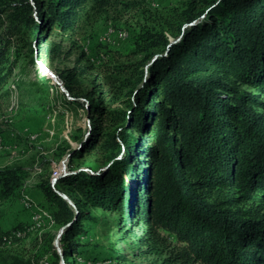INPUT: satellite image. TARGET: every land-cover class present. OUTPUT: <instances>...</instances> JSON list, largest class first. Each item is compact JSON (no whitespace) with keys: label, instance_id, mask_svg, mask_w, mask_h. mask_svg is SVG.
<instances>
[{"label":"trees","instance_id":"trees-1","mask_svg":"<svg viewBox=\"0 0 264 264\" xmlns=\"http://www.w3.org/2000/svg\"><path fill=\"white\" fill-rule=\"evenodd\" d=\"M137 3L9 0L0 9V88L19 59L18 52L10 60L11 50L25 38L38 59L56 60L70 56L65 38L78 37L94 15H120L126 5L152 23L135 37L133 53L144 55L136 67L99 57L64 71L71 97L90 105L91 130L72 160L99 150L111 163L98 175L80 171L58 180L56 190L78 213L51 182L41 186L57 206L55 223L70 224L61 238L65 264H75L69 254L89 209L114 210L129 222L134 214L151 233L174 236L184 264H264V214L246 206L264 192V100L244 89L264 96V0H186L184 10L162 14ZM106 99L126 107L111 110ZM106 123L113 130L105 131ZM26 178L19 168L1 170L0 201L25 198ZM16 229L0 222V248L21 239Z\"/></svg>","mask_w":264,"mask_h":264},{"label":"rangeland","instance_id":"rangeland-1","mask_svg":"<svg viewBox=\"0 0 264 264\" xmlns=\"http://www.w3.org/2000/svg\"><path fill=\"white\" fill-rule=\"evenodd\" d=\"M8 2L9 0H0V9ZM138 2L137 6L145 5L146 9L162 14L184 10L186 0ZM144 25L152 23L140 15L137 7L123 5L120 15L115 12L94 15L92 20L85 23L78 37L71 41L65 38L64 47L66 52H70L69 57L38 59L31 52V40L27 38L17 45L18 51L15 46L12 48V62L18 52L20 54L8 84L0 88V171L8 168L21 169L27 177L23 196H28L35 205L26 207L24 197L22 200L0 201V222L4 227L24 228L23 226L32 223L39 209L48 212L54 219L57 206L47 200L41 189L54 176L60 179L65 174L68 176L80 171L98 175L110 166L111 163L106 164V158L99 150L72 160L71 151L81 148L91 130L90 105L86 99L77 101L71 95L68 97L63 92L60 81L64 82L65 69L73 67L79 60L83 65H91L93 59L103 57L114 66L129 63L136 67L144 55H134L135 37ZM110 29L113 30L111 38L101 42L102 36ZM54 39L61 40L59 37ZM42 65L56 76V80ZM84 84L87 90H91L92 77L84 79ZM244 89L260 94L264 100L259 89L253 86H245ZM90 97L91 100L98 101L97 96ZM110 103V99H106L105 105L111 110L126 107V104L119 102L109 106ZM113 128L114 126L106 123L105 131ZM133 134L141 137L138 129ZM64 160L65 170L59 173ZM134 165L133 172L136 170V163ZM129 178H125L126 182L135 186ZM31 190L37 192L40 199L33 200ZM71 202L74 203L72 200ZM246 206L260 208L264 214V192H257ZM89 214L90 218L82 222L83 233L76 237L77 250L69 254L75 264H184L179 259L183 244L165 232L151 233L144 220L137 216L134 218V214L131 222L114 210L89 209ZM61 228V225L49 218L36 231L26 234V237L5 243V247L0 248V264H13L14 259L23 264H51L50 258L56 264V253L64 255L62 236L56 243ZM122 256L126 258H121Z\"/></svg>","mask_w":264,"mask_h":264},{"label":"bare ground","instance_id":"bare-ground-1","mask_svg":"<svg viewBox=\"0 0 264 264\" xmlns=\"http://www.w3.org/2000/svg\"><path fill=\"white\" fill-rule=\"evenodd\" d=\"M112 34H113V30L110 29L109 31H107V33L104 36H102L100 41L101 42L108 41L111 38ZM49 75H52V74L49 72ZM55 80H56V78H55ZM60 85H62L63 92H65V94L69 97L70 94H69V92L65 91V89H64L65 86H64V83L62 81H60ZM66 160H64L61 163L60 170H59L60 172L59 173L64 172L65 167H66ZM24 203H25L26 207H34V205H35V204H32L34 202L32 200H30L27 196H25V198H24ZM49 218L52 219V221L54 220L53 216H50V214L48 212L44 211L43 209H39L37 211L36 215L34 216V219H33L32 223L29 224L28 226H26L23 230L15 231L14 232L15 236L18 237V238L26 237V234H29V233H32V232L36 231L38 228H40V226L43 225V222L46 219H49Z\"/></svg>","mask_w":264,"mask_h":264},{"label":"water","instance_id":"water-1","mask_svg":"<svg viewBox=\"0 0 264 264\" xmlns=\"http://www.w3.org/2000/svg\"><path fill=\"white\" fill-rule=\"evenodd\" d=\"M192 25V24H191ZM157 59V56L153 59V61H155ZM152 61V62H153ZM42 68L44 69V70H46L47 71V73H51V74H53L51 71H49L44 65H42ZM53 77L54 78H56V76L53 74ZM64 89H65V91H67V89L64 87ZM68 92V91H67ZM120 158V157H119ZM66 175V174H65ZM64 175V176H65ZM58 177H55L54 176V178L52 179V187H53V189H55L56 190V188H55V185H56V183H57V181H58ZM56 192L62 197V198H64L68 203H70V204H72V206H73V208L76 210V213H78V211H77V209H76V207H75V204L74 203H72L71 202V200H69V198H68V196L66 195V194H64V193H61V192H59V191H57L56 190ZM68 226H70V224H68L67 226H64V227H62L61 229H60V231H59V234H58V237H57V240H56V243H58V240L60 239V237L62 236V234L65 232V230H66V228L68 227ZM61 255V258H62V264L64 263V260H63V254L61 253L60 254Z\"/></svg>","mask_w":264,"mask_h":264},{"label":"crops","instance_id":"crops-1","mask_svg":"<svg viewBox=\"0 0 264 264\" xmlns=\"http://www.w3.org/2000/svg\"><path fill=\"white\" fill-rule=\"evenodd\" d=\"M30 194L32 195L33 198H32V197H31V198H32L33 200L36 201V199H40L39 194H37V192H35L34 190H31V191H30ZM27 197H28V196H27ZM23 202H24V199H23Z\"/></svg>","mask_w":264,"mask_h":264}]
</instances>
